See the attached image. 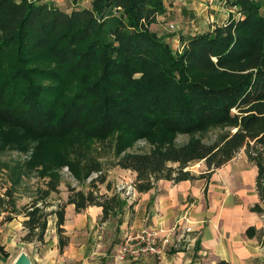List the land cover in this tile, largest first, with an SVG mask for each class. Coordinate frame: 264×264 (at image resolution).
I'll list each match as a JSON object with an SVG mask.
<instances>
[{
	"label": "trees",
	"instance_id": "trees-1",
	"mask_svg": "<svg viewBox=\"0 0 264 264\" xmlns=\"http://www.w3.org/2000/svg\"><path fill=\"white\" fill-rule=\"evenodd\" d=\"M164 1L92 0L66 11L52 1L0 0V127L34 142L30 163L48 176L46 188L22 208L19 174L0 191V215L6 213L0 224L22 214L23 242L44 243L56 215L63 250L69 204L78 212L101 206V221L123 208L120 192L98 186L107 182L104 155L109 166L136 172V190L145 192L160 179H209L245 148L264 202V0L235 2L236 15L188 37L181 50L152 28ZM212 132L215 138L205 141ZM179 135L187 141L179 144ZM138 141L149 149L130 151ZM63 147L86 174H101L87 191L69 185L67 200L48 210L59 192L57 167L68 165L79 177ZM200 161L206 169L196 175L190 167ZM1 253L8 256L0 246Z\"/></svg>",
	"mask_w": 264,
	"mask_h": 264
},
{
	"label": "crops",
	"instance_id": "crops-1",
	"mask_svg": "<svg viewBox=\"0 0 264 264\" xmlns=\"http://www.w3.org/2000/svg\"><path fill=\"white\" fill-rule=\"evenodd\" d=\"M55 1V0H46ZM166 10L152 24L153 30L175 50H181L188 37L222 24L228 18L219 0H165ZM198 19L197 24L195 20ZM177 23L179 31L169 32L166 25ZM159 29H158V28ZM200 167H205L201 161ZM191 166V171L200 174ZM258 167L248 158L245 148L212 172L209 179L179 182L160 179L149 191L136 190L125 205L101 221L103 208L88 206L78 212L74 204L66 207L64 228L69 243L59 248L57 216L51 215L45 242H23L24 218L17 215L0 225V264H14L15 248H23L34 264H264V207L256 181ZM136 172L122 167L110 170L101 192L112 194L117 184L135 180ZM68 197V196H67ZM189 228V229H188ZM253 228L249 236L248 229ZM157 229L164 252L160 256L119 259L124 233Z\"/></svg>",
	"mask_w": 264,
	"mask_h": 264
},
{
	"label": "rangeland",
	"instance_id": "rangeland-1",
	"mask_svg": "<svg viewBox=\"0 0 264 264\" xmlns=\"http://www.w3.org/2000/svg\"><path fill=\"white\" fill-rule=\"evenodd\" d=\"M52 2L66 11H70L73 8L90 7L92 0H55ZM233 4L234 3L222 4L224 7L223 9H225L226 12L230 11L229 15H236L237 8ZM197 22L198 19L195 20V24H197ZM166 27L169 32L179 31L175 21H171L166 25ZM215 136V133L212 132L209 137L207 136L205 138V141L210 142L215 138ZM187 139V135H179L177 142L179 144H183L187 141ZM0 142V191L4 192L6 186L10 185V176L15 177V175L19 174V183L16 187V199L17 207L22 208L24 205L31 203L34 198L41 193V190L46 188L48 176H43L40 174L39 169H41V166H33L32 163H30V158L34 152V142H31V140L26 139L24 136H18L13 128H4V126L0 127ZM148 149L149 145L145 141H138L130 151H146ZM61 150L68 152V157L74 162L75 167L79 172V177H77V175L68 165L57 167L56 172L60 175L61 179L59 192L53 193L50 196L49 201L52 203V205L48 207V210L56 208L58 204L67 200V196L69 194V185L76 187L77 189H83L87 191L90 187L91 180L97 178V176L101 174L100 172H91L86 174V170L78 161V157L74 152L68 151L66 147L61 148ZM107 157H109V155H104L103 157H100L99 160L104 162V171L107 172V175H109L110 170L120 166H109L108 162L110 161H106ZM110 158L111 157L108 159L110 160ZM204 165L205 167L203 168L200 167L199 164H196L195 168L201 173L206 169L205 162ZM126 182L127 181L120 182L118 184ZM98 186L100 187V183H98ZM5 214L6 213H2V215H0V221L3 219ZM20 215L21 218H24L22 214ZM4 223L0 225H3ZM20 251H23V248H15L12 254L18 255Z\"/></svg>",
	"mask_w": 264,
	"mask_h": 264
},
{
	"label": "built area",
	"instance_id": "built-area-1",
	"mask_svg": "<svg viewBox=\"0 0 264 264\" xmlns=\"http://www.w3.org/2000/svg\"><path fill=\"white\" fill-rule=\"evenodd\" d=\"M219 1L221 4H232L240 0ZM116 189L125 198L130 199L136 191L135 180H129L126 183L118 184ZM163 252L164 249L162 244L160 243L159 230L149 229L140 231H126L124 233L119 259H124L125 257L139 258L143 255L160 256L163 254Z\"/></svg>",
	"mask_w": 264,
	"mask_h": 264
},
{
	"label": "water",
	"instance_id": "water-1",
	"mask_svg": "<svg viewBox=\"0 0 264 264\" xmlns=\"http://www.w3.org/2000/svg\"><path fill=\"white\" fill-rule=\"evenodd\" d=\"M14 264H34L27 252L22 251Z\"/></svg>",
	"mask_w": 264,
	"mask_h": 264
}]
</instances>
